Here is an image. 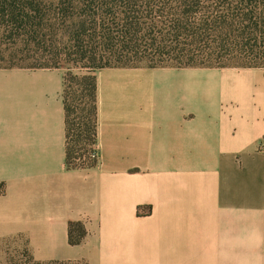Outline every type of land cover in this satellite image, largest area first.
<instances>
[{"label": "crops", "instance_id": "0c3cea01", "mask_svg": "<svg viewBox=\"0 0 264 264\" xmlns=\"http://www.w3.org/2000/svg\"><path fill=\"white\" fill-rule=\"evenodd\" d=\"M64 73L0 69V253L264 264V69L97 70L99 160L86 169L66 164Z\"/></svg>", "mask_w": 264, "mask_h": 264}, {"label": "trees", "instance_id": "16d2710c", "mask_svg": "<svg viewBox=\"0 0 264 264\" xmlns=\"http://www.w3.org/2000/svg\"><path fill=\"white\" fill-rule=\"evenodd\" d=\"M62 62L81 72L64 73L66 164L91 168L97 70L264 69V0H0V69Z\"/></svg>", "mask_w": 264, "mask_h": 264}, {"label": "rangeland", "instance_id": "374dc122", "mask_svg": "<svg viewBox=\"0 0 264 264\" xmlns=\"http://www.w3.org/2000/svg\"><path fill=\"white\" fill-rule=\"evenodd\" d=\"M23 67H27L23 65ZM61 67L67 72L69 69L72 70L74 74L81 73L77 68L70 66L69 64L62 62ZM10 245V244H9ZM3 253H0V263L8 261L9 264H30L22 256V250L16 246H9L8 248H3ZM6 253V254H5ZM61 264H78V263H61Z\"/></svg>", "mask_w": 264, "mask_h": 264}, {"label": "built area", "instance_id": "2783aa9c", "mask_svg": "<svg viewBox=\"0 0 264 264\" xmlns=\"http://www.w3.org/2000/svg\"><path fill=\"white\" fill-rule=\"evenodd\" d=\"M260 149L264 151V140L260 143ZM92 157H93L94 159H96L97 162H98V160H99V155H98V149H97L96 146H95V148H94V151L92 152Z\"/></svg>", "mask_w": 264, "mask_h": 264}]
</instances>
